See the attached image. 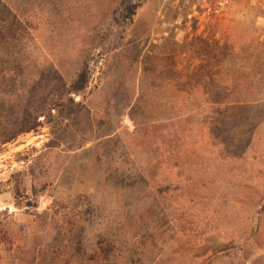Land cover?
Here are the masks:
<instances>
[{"label":"rangeland","instance_id":"rangeland-1","mask_svg":"<svg viewBox=\"0 0 264 264\" xmlns=\"http://www.w3.org/2000/svg\"><path fill=\"white\" fill-rule=\"evenodd\" d=\"M159 11L0 0V264H264L263 11Z\"/></svg>","mask_w":264,"mask_h":264},{"label":"built area","instance_id":"built-area-1","mask_svg":"<svg viewBox=\"0 0 264 264\" xmlns=\"http://www.w3.org/2000/svg\"><path fill=\"white\" fill-rule=\"evenodd\" d=\"M234 2L235 0H165L179 19H167L159 11L152 35L159 41L177 39L182 35H188L189 39L202 35L208 28L217 26ZM257 3L264 14V0H257ZM259 21L264 29V15ZM181 23H184L183 28L180 27Z\"/></svg>","mask_w":264,"mask_h":264},{"label":"trees","instance_id":"trees-1","mask_svg":"<svg viewBox=\"0 0 264 264\" xmlns=\"http://www.w3.org/2000/svg\"><path fill=\"white\" fill-rule=\"evenodd\" d=\"M12 240L9 237L7 230L0 229V256L1 252H10L12 249Z\"/></svg>","mask_w":264,"mask_h":264}]
</instances>
